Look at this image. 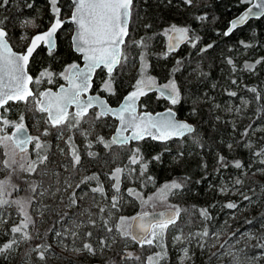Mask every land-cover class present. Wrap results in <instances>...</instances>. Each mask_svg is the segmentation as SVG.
<instances>
[{"label": "trees", "instance_id": "trees-1", "mask_svg": "<svg viewBox=\"0 0 264 264\" xmlns=\"http://www.w3.org/2000/svg\"><path fill=\"white\" fill-rule=\"evenodd\" d=\"M58 3L66 8L69 1L59 0ZM29 4L32 7H28ZM247 5L241 3V0H192L191 5L185 4L184 0H133V17L130 26L132 33L134 32L133 28L137 32L134 41L143 39L148 44V47L143 49L132 42L133 50L136 48L137 54L146 56L148 73L154 78L156 84L163 85L167 82L168 77H172L181 93V100L176 105H171L169 101L157 93H151L141 100L140 111L154 113L173 106L172 108L178 118L185 119L194 125L195 133L193 135L198 137L199 143H194L192 136H185L178 140L172 139L166 143L149 139L129 143L128 146L140 148V155L143 156L144 161L148 162V169L138 179L135 174H139L140 165L131 166L135 169L131 172L135 173L134 178L131 177L133 181L130 179V183H124L122 191L127 193L129 189L133 191L138 189L144 192L148 190L150 193L154 189H162L166 183L183 181L182 189L175 190V194L170 196H174L181 206L188 208L189 212H193L191 215L192 235L205 228L211 232L221 225L223 214H233L238 208H226L225 205L228 202H234L236 197L228 199V196L219 193L217 187L221 181V176H226L229 180H232L235 174L240 176L238 169L232 165L236 160H239L244 166L245 163L249 162L250 155L247 154L242 145L247 137L243 133L246 130L249 133L250 128L256 126L264 115V87L261 80L264 73V17L249 21L229 36L223 35L228 22ZM40 14L43 17L41 21L43 24L40 25L39 30H43L47 27L45 23L52 17L48 0H9L8 5L0 7V22H2L0 26L7 32V40L14 49L17 48L14 39L18 35L21 20ZM199 17H204V19H199ZM171 25L188 28L189 36L193 39H190L177 51L169 53L166 51V47L162 45L163 39L159 35V31L170 28ZM66 35V32L63 31L55 56L52 58L43 57L42 63L57 68L63 62L76 60L69 49ZM193 42L196 47L192 46ZM209 44L212 47L202 51ZM229 59L233 61L232 65L228 64ZM256 61H260V63H256ZM246 63L254 64V70L245 69ZM134 74V71L123 69L121 76H116L113 84L115 94L110 98V103H113V100L117 103L127 92L134 89L131 85L134 84ZM233 80L236 81L235 84L232 83ZM252 88L257 90L256 93L250 91ZM229 92H235L236 96H229ZM257 96L261 98L256 99ZM228 100H232L236 105H239V100L249 101L244 120L240 124H234V130L230 128L232 125L224 122L223 117L219 114L221 110L214 106L215 103L223 105L224 101ZM14 105L9 104L8 109L11 110ZM6 117L11 121L13 120L10 113ZM102 122L112 124L113 127L108 132L111 135L114 129L112 122L114 121L111 122L107 118L98 120V123ZM99 126L97 124L92 127L78 128L83 130L85 137H81L77 133L74 138L71 137L70 133L73 129L69 130L66 136L73 139L72 142L83 159V163L86 162V168L90 167L92 171L105 173L108 177V174L119 166L125 169L121 174L123 176L124 173H128L129 156H127L125 164L117 166L112 164L115 160L117 161L119 155L117 154L114 158L112 153L108 155L100 149L101 145L97 147L96 134L101 133ZM48 127L54 129L50 125ZM48 140L46 139L44 142L47 143ZM228 141L232 142L231 149L226 147ZM49 143L53 144L52 142ZM90 143L91 146H89ZM52 148L47 152L48 160L46 163L41 167V164L37 166V169H42V174L34 175L25 171L24 175L21 174L23 178L18 176V179L16 178L17 173L15 175L13 181H16L15 184L19 190L10 188L12 195L6 199L15 200L19 197L17 199L24 200L25 203L40 204L46 214L42 222L35 224L34 227L29 226L28 231L34 239L31 241L22 240L19 246L14 247L7 255H0V264H106V259H109V264H128L126 259L124 261L119 260L117 247L108 252V257H105V260L102 258L93 259L88 255L82 256L83 259L77 255H59L57 253L48 256V250L45 253L46 259L41 261L38 258V253L33 251L37 244L49 245L47 240L51 239V235H53L50 233V226L52 224L55 226V221H58L57 216H53L54 208L50 205L56 203L58 197L55 195L46 196L45 194L39 196L38 193H35L38 197L34 198V195L32 196L27 192L31 185L44 189L46 185L51 184V174L56 171L59 172V163L62 158L57 150L52 151ZM113 149L116 147L114 146ZM90 151L95 155L89 156ZM102 152L103 154H101ZM220 155L227 158L229 162L227 168L220 167L218 163V156ZM155 156L160 157L159 161L152 159ZM65 159L68 161L69 170L71 167L75 168L71 159ZM39 170L36 173H39ZM238 178L242 182L254 180L253 190L245 191L244 195L255 196L257 200L254 204L246 206V210L241 214L235 215L238 219H233L228 229L231 232L232 226H238V224L250 228L255 235L251 245L258 247L257 238L264 236V175L260 178L250 177V175L247 178ZM4 179L11 178L0 175V180ZM94 184L97 186V182L94 181ZM143 184L145 185L144 189ZM201 209H207L212 219L205 221L199 214ZM0 210L9 216L7 223H0L2 228L0 230V244H3L11 237V226L17 225L18 220L22 219L23 215L14 205L4 206ZM125 214L135 216L138 214V210L132 206ZM13 216L16 218L15 220H12ZM180 218L179 216L176 224H179ZM189 225V220L184 222V228L181 229L183 236L189 232ZM6 232L8 234H5ZM170 238V234L165 233V239L162 240L163 250L166 251L165 259H167L164 264H179L172 253L173 249H170ZM194 244L191 248V260L187 264H218L214 260L210 247H205L204 243V246L201 247L202 243L199 241ZM132 247L137 250L139 246L134 243ZM161 251V247H152V255Z\"/></svg>", "mask_w": 264, "mask_h": 264}, {"label": "snow or ice", "instance_id": "snow-or-ice-1", "mask_svg": "<svg viewBox=\"0 0 264 264\" xmlns=\"http://www.w3.org/2000/svg\"><path fill=\"white\" fill-rule=\"evenodd\" d=\"M58 2L59 0H50L51 10L55 17L51 27L47 32L35 35L24 53L18 54L11 49L7 40V32L0 26V109H3L5 112L9 111V109L5 107L9 102H23L25 104L34 103L37 105L36 110L47 113L46 123L49 124L51 128L61 130L59 138L62 139V132L64 130L79 128L84 121V117L88 116L90 110L95 108L97 111L92 114L93 120L98 121L110 115L119 121L116 133L110 141H106L103 137H97V142L102 144L105 149H111L113 145L123 147L132 141H141L145 139V137H151L153 140L166 143L168 140L174 138L179 139L185 136H192L194 143H199L198 137L193 135L195 133V128L187 122L175 119V113L172 112L171 109L167 113L158 116H153L150 113L138 114L137 103L139 98L155 88L154 79L146 75L143 55L140 57V79L136 81L133 86L134 90L125 97L124 102L119 108L113 109L108 105L106 100L98 95H88L91 88V78L95 70L101 66L106 68L109 74V79L105 81L103 90L110 95L115 94L112 90L111 74L114 68L128 59L127 54L123 50V46L129 35L128 24L132 13L133 0H72L73 12L70 19L76 26V34L73 37L72 44L75 51L82 55L84 67H80L76 63L69 65L65 69L66 75L63 73L61 74L68 86H62L59 92L53 93L48 90L39 93V95H34L33 91L28 87V84L33 82V78L27 73V65L33 52L41 43L47 46L50 54L55 47V34L63 24V21L59 18L60 8L57 7ZM8 3L9 0H0V7L8 5ZM184 3L191 5L192 0H184ZM241 3L251 6L236 20L230 22V27L223 33L224 36L230 35L238 25L245 24L250 17H264V0H256L255 3H253V0H241ZM28 7H32V5L29 4ZM253 9H257V11L254 12ZM199 19H204V17H199ZM164 35L169 38L170 50H175L182 41L193 39L189 36L188 28L178 27L176 25H171L170 28L165 31ZM133 43L137 47L143 49L148 47L147 42L143 39L140 41H133ZM192 46L196 47V44L193 42ZM211 47L212 45L209 44L206 48L202 49V51H206L207 48ZM245 47H248V45H245ZM256 63H260V61H256ZM228 64L232 65L233 61L229 59ZM244 67L251 71L254 70L255 65L246 63ZM233 70H235V68H233ZM51 75L52 74L48 72L40 73L41 78L48 77L49 83H51ZM40 82V80H36L37 84ZM232 83L235 84L236 81L233 80ZM158 90L160 95L173 105L178 104L181 100V93L175 81H169ZM250 91L256 93L257 90L252 88ZM228 95L234 97L236 93L229 92ZM30 97L32 98L31 100L29 99ZM260 98V96L256 97V99ZM245 103L247 102L245 101ZM73 107L75 111L70 113L69 109ZM0 124L3 125L0 127V148L4 149L3 156L6 157V159L0 161V163L3 164L4 168L11 169L13 165L17 164V161L10 157L7 151L9 141L15 148L19 149L20 152L25 153L28 151V146L35 142L37 160H27V167H25L24 163H19L18 167L21 171L33 173L36 171L38 165L44 164L48 160L47 143L43 142L41 137H34L28 134L23 115L19 117L18 121H11L0 113ZM8 128L14 129L10 135L6 131ZM125 133L130 134L125 135ZM48 134L49 128H45L42 132V136H47ZM85 135H87V133H85ZM243 135H248L247 130ZM65 143L68 148V154L71 156L73 166L79 165L81 157L71 137H68ZM89 146H91V143ZM246 147L252 149L253 145L249 143ZM228 148L231 149L232 145L229 144ZM61 151L63 152L64 149H61ZM88 154L89 156L95 155V153L92 152ZM113 155L114 158H116L117 154L114 153ZM253 155L262 157L259 163L264 165V146L256 150ZM152 159L159 161L160 157L155 156ZM218 163L221 168H227L229 166L227 158L223 155L218 156ZM137 164L140 165V175H143L148 169V162L144 161L143 156L140 155L139 147L132 149L131 155L128 157L129 174L135 170L131 166ZM232 166L236 169L244 168V165L239 160L234 161ZM258 170L264 171V169ZM124 171L125 169L118 166L108 174V178L113 181L111 187L117 194L121 192V174ZM10 175L9 173V176ZM92 181L98 182L99 177L96 174L84 177L75 187L80 188L82 184H89ZM241 183L242 181L239 178L235 180L236 185H240ZM68 186L71 187V184ZM183 186V181L166 183L161 189L160 199L166 200L169 194H175V190H180ZM10 188L19 190L17 185L11 184L10 179L0 180V208L14 205L23 214V219L19 224L11 226L10 239L0 244V255H7L14 247H18L22 240L31 241L34 239L32 234L28 231L30 225L34 227V221L28 213L24 212L25 201L21 199H6V197L12 195V192L9 190ZM30 190L35 193L37 186L31 185ZM90 191L92 193H98L101 197L107 198L102 184L97 183V186L91 187ZM220 191L227 194L229 189L224 186L221 187ZM128 194L133 195V190L129 189ZM243 198L245 200H250V197L247 195H244ZM120 199L121 197L119 195H113L111 197L110 206L112 209L119 211ZM151 199H153V197L148 198V200ZM147 202L148 201H144V203ZM76 204L77 194L73 191L71 193L69 206ZM225 207L228 209H236L238 205L234 202H228ZM105 211V207H99L100 213H104ZM180 213L181 209L176 207L175 211L162 212L155 217H149L147 213L135 217L121 216L118 218L115 225L110 224V219H104L103 217H101V219L108 233H118L122 239L130 238L141 248H144L145 245L161 247V252L149 255L145 260V264H160V261L164 260L166 257V251L163 250V233L166 232L170 225L176 224ZM199 214L205 221L212 219L207 209H201ZM111 216L112 212L109 211L108 217L110 218ZM88 217V223L95 227L96 221L91 218L92 213L89 212ZM129 221H131V223H129ZM249 223H251V221H249ZM225 224H227V221H225ZM81 226V223H77L75 228L78 229ZM157 229H160L159 233L156 231ZM5 234L8 233L6 232ZM56 235L59 236L61 233L57 232ZM195 235L204 240L205 243L211 239L218 241L220 236L218 232L210 235L207 228ZM242 235L248 236L249 234L244 233ZM72 236L78 237L79 233L77 231H72ZM233 236H236L235 231L230 234L229 238L231 239ZM84 237L85 239L82 247L75 248L74 251L77 254L86 253L87 255L95 256L97 254V248L90 242L92 232H85ZM158 237L160 238L158 239ZM249 238L251 239L253 237L249 236ZM174 239L175 241L182 242V237L180 235L175 236ZM257 240V246L264 248V236L257 238ZM237 242H239V237L237 238ZM224 243H227V241ZM98 244L100 246H106L107 241L104 238H100L98 239ZM203 246L204 244L202 243L201 247ZM212 246H215V244ZM220 247L223 248L224 244H220ZM49 249L50 245L37 244L33 248V251L38 253L39 260L44 261L46 259L45 253ZM126 258H134L137 261L140 260L139 256L133 257L132 253H128ZM190 259L191 257L189 256L188 249H183V257L180 260V264H184L186 260ZM234 264H241L238 256H234Z\"/></svg>", "mask_w": 264, "mask_h": 264}, {"label": "rangeland", "instance_id": "rangeland-1", "mask_svg": "<svg viewBox=\"0 0 264 264\" xmlns=\"http://www.w3.org/2000/svg\"><path fill=\"white\" fill-rule=\"evenodd\" d=\"M69 1V0H68ZM49 2V7H50V13L52 14L51 19H47L48 21L45 23L46 25H49L51 21L54 19V15L51 10V4L50 0ZM69 4V5H68ZM66 5V8L60 5V3L57 4V7L60 8V15L61 17H66L69 15L72 5L69 1ZM133 17V14L131 13V18H130V25H131V19ZM42 16L37 15L36 17H28L24 18L21 20L20 25H19V32L16 38L14 39V43L17 46V48L23 47L26 45L27 41L40 29V25L43 24L42 21ZM181 27V26H178ZM169 28H166L162 31H159V35L163 39L162 45L166 47V41H167V36L164 35L165 31L168 30ZM132 28L130 26V34L129 37L127 38L125 45L123 46V50L127 54L128 59L126 61H123L119 67L116 69V72L114 75H112V90L114 91L113 84L115 82L116 76H121L122 70L124 69L125 71L128 69L129 71H134L135 72V79H134V84L135 85L136 81L140 79L141 76V55L144 56V65H145V71L146 75L150 76L148 73V64H147V58L144 54H137L136 48L133 50L132 42L135 40L134 36L136 35V29L133 28L134 32H131ZM65 29L61 30V33H63ZM70 33V31H67ZM132 37H130V35ZM14 38V37H13ZM137 58H136V57ZM45 72V71H44ZM48 73H51V83L48 82V77L41 78L40 75H38L37 80H40L41 82L39 84H36V87L43 86L44 88L46 86H49L52 84V77L53 72L52 71H47ZM63 73V70L60 69L58 73L55 74V76H61L62 79L63 76L61 75ZM65 74V73H64ZM263 77L261 78L262 80V86L264 87V73L262 74ZM151 77V76H150ZM153 78V77H152ZM109 79V76H104L103 78L98 80V87L100 91H102L104 94L108 95L109 97H113V95H110L108 92L103 90V85L105 81ZM154 79V78H153ZM155 81V80H154ZM169 81H174L172 77H168V80L165 84H167ZM176 83V82H175ZM156 84V82H155ZM163 84V85H165ZM177 84V83H176ZM34 88V87H33ZM35 89L36 94L38 93V89ZM264 91V89H263ZM32 98H30L31 100ZM264 100V98H263ZM119 102V101H118ZM241 101L239 100V105L234 104L232 100L224 101L223 105H219L218 103H215V108L220 109L221 112L219 114L221 117H223L224 122L226 124L232 125L230 127L232 130H234L233 125L236 123H241L244 120V115H246V110L248 109V102L246 100ZM170 105V104H169ZM173 105V104H171ZM9 107V106H8ZM7 107V108H8ZM173 107V106H172ZM170 107V108H172ZM37 109V105L34 103L30 104H25V103H16L12 109L7 112L4 110L2 111L3 116H8L9 113L12 115L13 120L12 121H18L19 117L21 115L24 116V123L26 127L29 129L31 132L32 136L34 137H41V140L44 142L46 139H49L47 141V152L48 150L56 151L58 152L59 156L62 158L59 163V172L52 173L51 175V184L46 185L44 189H41L40 187H37V190L35 193H38L39 196L42 195L41 193L47 195H55L58 197L56 200V203L50 204L52 208H54L53 216H57L58 221H55V226H50L51 227V239L47 240V242L50 245V249L48 251V256H52L54 253H57L59 255H73L77 257H81L82 259L84 257L82 256H87L86 253H81L77 254L74 249L82 247V244L84 242V233L91 231L92 232V237L90 238V242L93 244L94 247L97 248V254L95 256H90L93 259H104L105 257H108V252H110L114 247H117V251L119 253V260L121 259L124 261L126 259L128 264H145L146 257L149 255H152V247L145 245L144 248H141L140 246L138 249H133L132 245L133 240L130 238L127 239H122L118 233H108L106 229L103 226V220L101 217L104 219H110V224L115 225L118 218L121 216L124 217H133L127 216L125 213H127L128 209L132 208V206L136 207L138 210V213L141 212H148V211H157V210H163L166 208H173L175 209L176 207H179L181 209L180 213V222L179 224H174L170 225L166 232L163 233L162 240L165 239V233L170 234V249H173V255L177 259L178 263L180 264V260L183 257V249L187 248L189 256L191 257V248L192 245L198 243H204L206 246L205 247H210L211 248V253H213L214 260L218 264H234V256H238L241 264H264V248L262 247H252L251 243L255 239L254 231H252L250 228H245L244 226H232L233 229L230 232L228 229L231 226V221L233 219H238L237 214H241L243 211L246 210V206L250 204H254L257 200L255 196L250 197V200H245L243 198V195L246 193L245 191L247 190H253L254 183L252 180H248L246 182H242L240 185L235 184V180L238 177H244L247 178L249 177H256L260 178L262 175H264V171H259L258 169H264V165L259 163V160L262 157H256L253 155V153L258 150L260 147L264 146V115L260 118V122L252 128H250L249 133L247 137L244 139L242 145L243 148L247 151V154L250 155L249 157V162L245 163L246 165L244 166L243 169H238L240 176L234 175L232 180H229L228 177L226 176H221V181L218 184V190L219 193L223 196H228V199L236 197L235 198V203L237 202L238 208L233 212V214H228L225 213L223 214V217L221 219V225L217 226L214 230L211 232L209 231L210 235L212 233H219V240L216 241L215 239L208 240L207 243L204 242L200 237L196 236L195 234L199 232L196 231L194 235L191 234V215H193V212H189V209L181 206L179 201L174 198V196H170L169 194L167 196L166 200H161V189H154L150 193L148 190L144 191H133V195H129L128 191L127 193L123 192V184L124 183H130V179L133 181L132 178H134L135 173H124L123 176H121V192L119 194L115 193V190L111 187L113 184V181L109 180V178L105 175V173H99L96 171H92L90 167L86 168L85 163H83V159L81 158V162L79 165L75 166V168L71 167V170L67 167L68 161L65 158L71 159V156L68 154V148L65 143V141L68 139L67 138V132L69 130H64L62 132L63 138H59L61 135V130L54 128L50 129L48 127L49 124L46 123V115L45 113H42ZM173 109V108H172ZM7 118V117H6ZM8 119V118H7ZM185 120V119H184ZM189 122V121H188ZM100 125L99 127L101 128V133L96 134V139L97 137H103L106 141H110L108 138L110 134H108L111 126V123H98V121L92 119V114L89 115L88 117H84V121L82 122L81 127H92L95 125ZM3 125L0 124V127ZM45 128H49V134L47 136H42V132ZM9 129V131H8ZM6 131L8 134L10 133L12 128H8ZM79 134L81 137H85L83 134V130H79L78 128L73 129L72 132L70 133L71 137L74 138L75 134ZM73 140V139H72ZM52 142L53 144L49 143ZM97 142V140H96ZM232 142L228 141L226 143V147H228L229 144ZM251 143L253 145L252 149H249L246 147L247 144ZM101 145V146H100ZM100 146L105 153H108V155L118 154V159L117 161L113 162L115 166L117 165H122L125 164L127 161V156L131 155V150L135 149L137 147H131L130 145H126L123 147L115 146L116 149H113L114 146H112L111 149H105L104 146L100 143H98L97 147ZM61 149H64L62 152ZM106 150V151H105ZM3 151L4 149L0 148V161L6 159V157L3 156ZM7 151L9 153V156L14 158L17 161L16 165H13L11 169H6L3 167V164L0 163V175H6L10 177L11 183L16 185V181H13L15 179V175L17 173L16 178L19 176L24 175L25 171H21L18 167L19 163H24L25 167L27 166V160H37V155L35 151V142L30 145V148L28 151L25 152H20L18 151L17 148H15L11 142H8V148ZM92 152V151H90ZM103 154V152L101 153ZM100 155V154H99ZM106 155V154H104ZM11 162V161H9ZM46 163V162H45ZM44 163V164H45ZM44 164H41L40 167ZM79 167V168H77ZM116 168V167H115ZM39 169H36L35 172H33L34 175H40L43 173L42 169L39 170V173H36ZM9 173L11 174L9 176ZM93 174H96L99 177V181H95L99 184H102L105 190V196L107 198L101 197L98 193H92L90 191L91 187H94V181L90 182L89 184H82L80 188H76V184L81 181L82 178L91 176ZM135 176L139 179L140 177V170L139 174H135ZM246 176V177H245ZM132 177V178H131ZM137 178H135L137 180ZM18 179V178H17ZM250 183V184H248ZM71 184V187L68 185ZM145 184V183H144ZM143 184V189L145 188V185ZM226 186L229 191L227 194H224L220 191L221 187ZM39 189V191H38ZM75 191L77 194V204L76 205H71L70 204V197L71 193ZM29 194L32 196L34 195V198L38 197L37 194L33 193L30 188L27 190ZM138 194V195H137ZM113 195H119L121 197L120 199V207L119 211L112 209L111 208V197ZM68 196V197H67ZM67 197V198H66ZM149 197H153V199L148 200ZM19 198V197H17ZM15 198V199H17ZM144 201H148L147 203H144ZM105 207L106 211L104 213L99 212V207ZM112 212V216L109 218L108 217V212ZM24 212L28 213L33 221H34V226L35 224H39L40 222L43 221L44 215L46 214L43 210L40 204L37 203H25L24 205ZM44 212V213H42ZM92 213V219L96 221L95 227H93L91 224L88 223V213ZM23 215V214H22ZM235 216V217H234ZM9 219V216L7 213L3 212L0 210V223H7ZM16 218L13 216L12 220H15ZM23 219V216H22ZM22 219L18 220V224L21 222ZM189 220L190 225L188 229V233L183 236L181 229L184 228V222ZM225 221H227V224H225ZM54 222V221H53ZM77 223H81L82 226L80 228H75V225ZM131 223V221H129ZM183 224V225H182ZM180 226V227H179ZM197 227V226H196ZM199 227V226H198ZM0 226V230H1ZM72 231H77L79 233L78 237H73L72 236ZM158 233L160 232V229L156 230ZM203 231V230H202ZM235 231L236 236L229 238L230 234ZM60 232L61 235L57 236L56 233ZM248 233V236H244L242 234ZM180 235L182 237V242L175 241L174 237ZM53 236V237H52ZM253 237V238H249ZM239 237V242H237V238ZM104 238L107 241L106 246H100L98 244V239ZM160 237H158L159 239ZM207 239V238H205ZM227 241V243H224ZM194 244V245H195ZM215 244V246H212ZM220 244H224V247L221 248ZM194 248V247H193ZM132 253L133 257L139 256L140 260L137 261L134 258L133 259H128L127 254ZM215 253V254H214ZM56 256V255H55ZM212 257V258H213ZM167 259L161 260L160 264H164ZM191 260V259H190ZM190 260H186L184 264H187ZM107 263L109 264L110 261L109 259H106Z\"/></svg>", "mask_w": 264, "mask_h": 264}, {"label": "flooded vegetation", "instance_id": "flooded-vegetation-1", "mask_svg": "<svg viewBox=\"0 0 264 264\" xmlns=\"http://www.w3.org/2000/svg\"><path fill=\"white\" fill-rule=\"evenodd\" d=\"M71 11H72V8H71ZM71 11H70L69 15L66 16V17H61V15H59L60 19L62 21L67 20L71 16ZM52 21H51V23H52ZM50 24L47 25V27L45 29L38 30L34 34L41 33L43 31H45L50 26ZM63 28L65 29V32L67 34L66 36L68 37L69 49L73 53V56H75V59L76 60L71 61V62H63L59 67L54 68V67H52V65H49V64H46V63H42L43 60H44L43 57L52 58L53 56H55L56 50H57V48L59 46V42L61 40V34H62L61 33V30H63ZM67 31H70V33H68ZM72 32H73V25L71 23L64 22L63 25H62V27L57 31V33L55 35V47L51 51V54L49 53V50L47 49V47L44 44H41L37 48V50L33 53L32 57L30 58V61H29V64H28V67H27L28 69L27 70H28L29 74L33 78V82L31 83V89H32L34 95H39V93H41L43 90L48 89V88H51V89H54L55 90L58 86L65 85L67 83L65 79H62V77L59 76V75L58 76H55V74L58 73V71H60V69H62L63 70V74L65 73L64 75H66L65 69L69 65H71L73 63H76L78 65H82V61H81V57L82 56L79 55V54H77L76 52H74L73 49H72V44H71ZM129 34H130V26H129ZM128 37H129V35H128ZM127 38H126V40H127ZM30 39H31V37H30ZM30 39L27 41L26 45H24L23 47L16 48V49L13 48V49L16 52L24 53L25 50H26V47L28 46V44L30 42ZM116 69L111 74V77H112V75L115 74ZM44 71L45 72H47V71H52L53 72V75L54 76L52 77V84L49 85V86H46L45 88L43 86H40V87L37 88L36 87L37 77H38V75H40L41 72H44ZM107 75L109 76V74L103 68H99L98 70H96L95 75H94V78H93V81H92V88H91L90 94L91 95H98V96L104 97L111 106H116L121 100L119 102H117V103H115V101L113 100V103L112 102L110 103V98L111 97H109L108 95H106L102 91H100L99 90L100 87H98V80L100 81L101 78H103L104 76H107ZM156 85H158V84H156ZM161 86H163V85H161ZM33 87L38 89V93L37 94H36L35 89ZM17 103H23V102H17ZM9 104H16V103H9ZM9 104L6 105L5 107L7 108L9 106ZM167 108H170V107H167ZM96 111H97V109H95V108L91 109L90 112H89V115L93 114ZM69 112L72 113L73 112V109L71 108L69 110ZM45 115H46V113H45ZM88 116H86V117H88ZM103 118H107L111 122L114 121L112 123L114 124V128H115V125L116 124H115V120L113 118H111L109 116L103 117ZM28 131H29V129H28ZM30 135H32L31 132H30ZM29 147H30V145L28 146V149H29Z\"/></svg>", "mask_w": 264, "mask_h": 264}, {"label": "water", "instance_id": "water-1", "mask_svg": "<svg viewBox=\"0 0 264 264\" xmlns=\"http://www.w3.org/2000/svg\"><path fill=\"white\" fill-rule=\"evenodd\" d=\"M70 2H71V4H72V0H69ZM256 2V0H253V3H255ZM251 5H247L241 12H239L236 16H234L229 22H228V26H227V28H226V30L230 27V22L231 21H233V20H236L240 15H242L246 10H247V8L248 7H250ZM253 11L255 12V11H257V9H253ZM72 12H73V5H72V11H71V16H72ZM71 16L67 19V20H65V21H63V23L64 22H67V23H71L72 25H73V32H72V36H71V44H72V40H73V37L75 36V34H76V26L71 22ZM60 18V17H59ZM131 18V17H130ZM260 18H262V17H259V18H256V17H250L249 18V20L245 23V24H243V25H238L237 26V28L236 29H234L232 32H231V34L235 31V30H237V29H239V28H242L243 26H245L249 21H251V20H255V19H260ZM54 20H55V17H54V19H53V21H52V23L54 22ZM51 23V24H52ZM51 24H50V26L45 30V31H43V32H41V33H37V34H42V33H45V32H47L48 30H49V28L51 27ZM63 25V24H62ZM129 26H130V20H129V24H128V33H129ZM60 29V28H59ZM58 29V30H59ZM57 30V31H58ZM225 30V31H226ZM57 33V32H56ZM37 34H34L32 37H31V39L35 36V35H37ZM56 35V34H55ZM229 36V35H228ZM31 39H30V42H29V44H28V46L30 45V43H31ZM189 41V40H188ZM188 41H182L179 45H178V47L175 49V50H170L169 49V43H170V41H169V38H168V36H167V41H166V51L167 52H174V51H177L178 49H180L181 47H183L186 43H188ZM9 43V42H8ZM41 44H43V43H41ZM40 44V45H41ZM54 44H55V37H54ZM45 45V44H44ZM9 46L11 47V49L14 51V52H16L14 49H13V47L11 46V44L9 43ZM27 46V47H28ZM46 46V45H45ZM27 47H26V50H27ZM47 47V46H46ZM38 48V47H37ZM37 48H36V50H37ZM48 49V48H47ZM54 49V48H53ZM72 49H73V51L74 52H76L75 51V49H74V46H73V44H72ZM26 50H25V52H26ZM35 50V51H36ZM34 51V52H35ZM33 52V53H34ZM16 53H18V54H20V52H16ZM77 54H79V55H81L80 53H78V52H76ZM82 56V55H81ZM30 61V60H29ZM81 61H82V65H79L80 67H84V60H83V57H81ZM29 64V63H28ZM119 66V65H118ZM117 66V67H118ZM27 67H28V65H27ZM116 67V68H117ZM100 68H103V66H101ZM116 68H114V70L116 69ZM28 69V68H27ZM99 68H97L96 70H98ZM106 72H107V69L106 68H103ZM96 70H95V72H96ZM113 70V71H114ZM95 72H94V74H93V76H92V78H91V81H90V83H91V88H92V81H93V78H94V75H95ZM27 73H28V75H30L29 74V72H28V70H27ZM108 73V72H107ZM31 76V75H30ZM32 77V76H31ZM67 87L68 85H67V83L65 84V85H60V86H58L55 90L54 89H51V88H48V89H45V90H43L42 92H44V91H48V90H50L51 92H53V93H57V92H59V90H60V88L61 87ZM28 87L31 89V83L30 84H28ZM162 86L161 85H156L155 84V88L152 90V91H148L147 92V94L146 95H144V96H141L140 98H139V100H138V103H137V112H138V114H141V113H150V114H152L153 116H158V115H163V114H165V113H167L170 109L172 110V112H174L175 113V119H177V120H179V121H184V122H187V123H189L188 121H186V120H184V119H180V118H178V116H177V114H176V112L172 109V108H165V109H163V110H160V111H157V112H154V113H152V112H146V111H140L139 110V104H140V102H141V100L143 99V98H145L147 95H149V94H151V93H157V94H159L160 95V92H159V88H161ZM91 88H90V90H89V93H88V95H91L90 94V91H91ZM32 90V89H31ZM134 90V89H133ZM133 90H131V91H133ZM131 91H129V92H127L124 96H123V98L121 99V101L116 105V106H111L108 102H107V100L104 98V97H101V96H99V97H101L102 99H104V100H106V102L108 103V105L110 106V107H112L113 109H117V108H119V106L124 102V99H125V97L131 92ZM41 92V93H42ZM161 96V95H160ZM162 97V96H161ZM164 98V97H163ZM165 99V98H164ZM167 100V99H166ZM10 103V102H9ZM13 103V102H12ZM17 103V102H16ZM71 109V108H70ZM69 109V110H70ZM73 109V112L75 111V109H74V107L72 108ZM1 110L2 109H0V113H1ZM109 117H111V118H113L115 121H116V125H115V128H114V130H113V132L111 133V135H110V139L115 135V133H116V129H117V127H118V124H119V121L115 118V117H112V116H110L109 115ZM46 118H47V113H46ZM189 124H191V123H189ZM193 127H194V125L193 124H191ZM195 128V127H194ZM14 131V129H11V131H10V133H9V135L12 133ZM28 134L30 135V132L28 131ZM130 133H125V135H129ZM184 138V137H183ZM145 139H149V140H151V141H155V142H159V143H165V142H161V141H159V140H153V139H151V137H145ZM179 139H182V138H179ZM144 140V139H143ZM172 140V139H171ZM173 140H178V139H176V138H174ZM142 141V140H141ZM169 141V140H168ZM139 142V141H138ZM130 143H137V141H132V142H130ZM18 151H20L19 149H18ZM168 211H175V209H173V208H166V209H163V210H157V211H148V212H141V213H138V214H136L135 216H139V215H141V214H144V213H147L148 215H149V217H155V216H157L159 213H162V212H168ZM135 216H133V217H135ZM137 246H139L135 241H133Z\"/></svg>", "mask_w": 264, "mask_h": 264}, {"label": "bare ground", "instance_id": "bare-ground-1", "mask_svg": "<svg viewBox=\"0 0 264 264\" xmlns=\"http://www.w3.org/2000/svg\"><path fill=\"white\" fill-rule=\"evenodd\" d=\"M187 121V120H186ZM190 123V122H189ZM192 124V123H191Z\"/></svg>", "mask_w": 264, "mask_h": 264}]
</instances>
